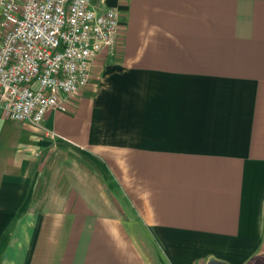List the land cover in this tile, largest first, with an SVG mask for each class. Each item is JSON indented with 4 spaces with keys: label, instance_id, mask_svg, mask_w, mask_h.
Returning <instances> with one entry per match:
<instances>
[{
    "label": "crops",
    "instance_id": "crops-1",
    "mask_svg": "<svg viewBox=\"0 0 264 264\" xmlns=\"http://www.w3.org/2000/svg\"><path fill=\"white\" fill-rule=\"evenodd\" d=\"M107 4L65 110L0 108V264H264V0Z\"/></svg>",
    "mask_w": 264,
    "mask_h": 264
},
{
    "label": "built area",
    "instance_id": "built-area-1",
    "mask_svg": "<svg viewBox=\"0 0 264 264\" xmlns=\"http://www.w3.org/2000/svg\"><path fill=\"white\" fill-rule=\"evenodd\" d=\"M120 21L107 0H0L5 118L41 126L48 110H65L89 86L97 58L114 53Z\"/></svg>",
    "mask_w": 264,
    "mask_h": 264
},
{
    "label": "water",
    "instance_id": "water-1",
    "mask_svg": "<svg viewBox=\"0 0 264 264\" xmlns=\"http://www.w3.org/2000/svg\"><path fill=\"white\" fill-rule=\"evenodd\" d=\"M207 264H228V263L219 259L212 258L208 261Z\"/></svg>",
    "mask_w": 264,
    "mask_h": 264
},
{
    "label": "trees",
    "instance_id": "trees-1",
    "mask_svg": "<svg viewBox=\"0 0 264 264\" xmlns=\"http://www.w3.org/2000/svg\"><path fill=\"white\" fill-rule=\"evenodd\" d=\"M86 161H87V162H88V164H89V160H87V159H86Z\"/></svg>",
    "mask_w": 264,
    "mask_h": 264
}]
</instances>
